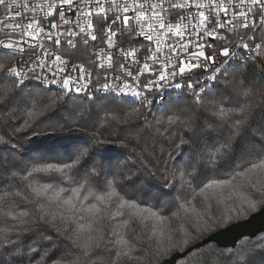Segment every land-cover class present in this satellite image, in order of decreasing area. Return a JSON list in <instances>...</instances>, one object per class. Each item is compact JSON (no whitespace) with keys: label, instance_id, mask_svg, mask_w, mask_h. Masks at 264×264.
I'll use <instances>...</instances> for the list:
<instances>
[{"label":"snow or ice","instance_id":"snow-or-ice-1","mask_svg":"<svg viewBox=\"0 0 264 264\" xmlns=\"http://www.w3.org/2000/svg\"><path fill=\"white\" fill-rule=\"evenodd\" d=\"M0 6L11 11L6 0H0ZM22 7L24 12L0 20V33L5 37L0 38V106L4 111L14 110L21 104L30 105L32 111L27 115L35 120L45 112L55 111L66 94L87 92L88 84L82 81L89 79L92 73L81 65H73L72 70L80 73L73 77L67 71L68 62L63 55L46 49L40 42L51 41L54 46H60L62 36L68 38L65 44L69 48L82 43L86 52L98 49L91 53L95 57L92 62L104 72L100 74L102 80L97 83L96 92L104 93V99L108 98L107 94L130 95L139 99L145 111L133 109L124 117L106 118L107 132H94L91 144L83 141L88 146L77 155L70 154L67 161L33 164L30 169L19 163L15 165L18 171L11 174L13 183L0 189V264H98L101 256L105 257L106 264H114V257L131 259L138 243L136 236L127 235L130 225L145 232L150 241L146 250L155 248L153 257L163 264L173 251H181L206 234L233 224L242 227L239 222L255 218L256 213L264 216V127L259 129V139L251 142L252 148L242 157L243 163L230 179H208L205 167L197 166L194 158L187 163L186 170L179 171L177 179L178 168L174 165L169 169L167 163L161 161L163 167L157 171L162 173L164 187L178 183L192 194L191 199L185 197L180 208L186 217L195 214L197 223L193 231L184 229L179 240L175 232L165 226L166 217L159 211L142 207L136 199L127 197L125 181L132 177L113 174L103 158L95 163L96 153L89 150L92 145L114 143L112 130L117 125H127L131 119L143 116V125H151L148 114L154 102H162L161 110L167 109L170 114L165 120L157 121L163 131L155 128L156 134L164 136L169 129L183 128L193 135L188 139L178 136L175 147L189 140L195 142L196 116L193 113L207 111L229 128V134L209 158L207 167L215 168L220 161L233 162V145L238 138L243 140L251 134L250 121L257 115V108L264 122V0H181L179 3L132 0L131 4L128 0H40ZM193 7L194 13L181 14V10ZM70 8L72 18H66ZM36 12L40 15L36 16ZM21 16L25 22H14ZM63 25H71V28L61 32ZM238 26L246 31L238 33ZM137 31L148 41H154V47L147 48L142 57L137 56L135 49L124 47L123 38L130 41ZM227 33L233 36L229 38ZM77 36L80 40L74 42L71 38ZM205 37L212 42L201 43ZM229 43L232 48L225 46ZM114 48L124 61L131 58L139 66L135 75L124 62L114 65L113 56L107 51ZM161 53L167 58H162ZM249 63L262 70L256 81L228 76L234 67L246 68ZM37 68L41 70L39 73ZM109 70L121 71L112 77L111 84L107 82ZM145 73L152 78L146 77L142 83L139 77ZM41 86L47 89L55 86L62 91L52 97L50 91L46 92ZM169 88L180 90V96L175 100L165 97L163 93ZM225 97H229L227 105ZM257 97L260 103H256ZM84 115L82 112L81 116ZM9 118H15L12 112ZM6 123L0 122V128ZM82 126L86 127L87 123ZM28 127L31 124L26 122L19 131ZM0 143L7 144L8 140L0 135ZM132 151L145 170L156 176L157 171L144 163L147 150L136 152L133 148ZM167 155L169 159L176 158L175 153ZM41 179L48 182L41 183ZM197 197L203 212L194 203ZM213 206L215 211L209 214ZM180 215V212L173 213L177 218ZM53 232L55 237L51 235ZM53 240L63 241V244L48 243ZM244 246L248 253L259 252L264 259V236L249 240ZM246 264H255V261L247 259Z\"/></svg>","mask_w":264,"mask_h":264},{"label":"trees","instance_id":"trees-1","mask_svg":"<svg viewBox=\"0 0 264 264\" xmlns=\"http://www.w3.org/2000/svg\"><path fill=\"white\" fill-rule=\"evenodd\" d=\"M260 74L259 67L253 68L252 65H248L246 68L234 67L228 76H243L246 80L256 81ZM50 93L52 97L57 95V92ZM212 95L215 96V93H212ZM25 96H27V93H25ZM70 97L65 95L63 97L64 102L55 111L45 112L35 120L27 115V112L32 111L30 105L24 106L21 104L14 110L9 109L8 111H4L3 106H0V122H7L3 128H0V135L8 140L7 144L0 143V189L13 183L11 174L18 171L15 167L17 163L30 169L33 164L67 161L70 154L77 155L80 150L88 146L82 143L83 141H88L91 144L94 132H107V128L104 126L106 118L110 119L112 115L124 117L133 109H139L141 112L145 111L131 102L118 101L109 97L95 101L84 97ZM224 100L225 105H227L229 97H225ZM256 103H260L259 97H257ZM9 112H12V115L15 116L14 119L9 118ZM82 112L85 114L83 117L81 116ZM256 112L257 115L250 121L251 134L243 140L238 138L237 143L233 145L232 155L235 158L234 161L231 163L220 161L215 168L207 167L209 158L220 148L224 138L229 134V128L222 126L207 111L201 112V110L193 113L196 116L195 142L189 140L188 143L181 145L179 148L175 147L177 137L183 136L188 139L193 134L183 128L175 131L169 129V133L164 136L156 134L155 128H160L163 131V126L158 124L157 121L165 120L167 115L170 114L165 109L156 115L148 114L152 122L149 126L143 125V116H140L139 119H131L127 125H117L111 132L114 143L92 145L89 150L96 153L93 158L95 163H100L101 158H103L106 166L110 164L113 174H118L120 177L125 174L131 176L132 180L125 181L127 197L136 199L142 207H151L159 211L161 215L166 217L165 226L174 231L177 240H179L184 229L193 231L194 225L197 223L195 214L186 217L180 208V205L185 203V197L191 199L192 194L179 187L178 183H174L171 187H164L165 181L162 178V173L157 171L163 167L161 161L167 163L169 169L173 168L174 165L178 168L176 172L177 179L179 178V171L186 170L187 163L193 158V162L197 163V166L205 167L208 172V179H230L239 170V164L243 163L242 157L246 156L252 148L251 142L259 139V129L264 127V122L261 121L259 115L260 109L257 108ZM26 122L30 123L31 127L19 131V129L24 128ZM85 122L87 123L86 127L82 126ZM104 138L107 139L106 136ZM122 145H127V147ZM133 148L136 152L143 149L147 150L144 163L147 164L148 168L157 171L156 176L150 175L145 170L143 164L139 162L132 151ZM170 152L176 154L174 160L169 159L167 154ZM177 161H180V163L177 164ZM43 175L50 176L52 174ZM37 178L39 179V176ZM77 179H80V177H77ZM109 179H111V176H109ZM40 182L48 181L41 179ZM257 187H259V184H257ZM194 203L197 204L198 210L204 211L199 197ZM212 211H215V206L209 211V214ZM177 212L181 213L179 218L173 216V213ZM242 221L245 220L240 222ZM152 223L153 221L150 219L149 225ZM133 228H135V231H133ZM221 230L223 229L206 234L201 240L190 242L181 251H173L164 261L176 253L188 250ZM126 232L129 237H137L138 248L134 249L131 259L124 256L114 257V264H160L153 257L155 248L146 250V244L150 241L145 232H142L135 225H130ZM51 235L55 237L56 233L53 232ZM261 236H264V234L255 239L245 238L238 243L235 249H221L213 243L208 244L191 252L184 259L179 260L178 264H246L247 259H253L255 264H264V259L261 258L259 252L255 254L248 253L247 248L244 246L249 240H258ZM155 239L153 238V240ZM48 243L62 245L63 241L53 240L48 241ZM57 250L61 249L57 248ZM98 264H106L104 256L98 258Z\"/></svg>","mask_w":264,"mask_h":264},{"label":"built area","instance_id":"built-area-1","mask_svg":"<svg viewBox=\"0 0 264 264\" xmlns=\"http://www.w3.org/2000/svg\"><path fill=\"white\" fill-rule=\"evenodd\" d=\"M40 0H16V3L13 4V0H6V5H11V11L8 12L6 10V8L4 6H0V20H4L6 18V16L12 15L13 13L16 12H24L25 9L22 7L23 4L25 3H31V4H36L39 3ZM122 2V0H121ZM175 2L179 3L181 2V0H175ZM238 2V0H237ZM128 3L131 4L132 0H128ZM16 5H21V7H17ZM67 7V6H66ZM145 7L147 8V4L145 5ZM167 7V5H166ZM72 9L70 8L69 11L66 14V18H72ZM196 11V9L193 7L190 10H181V14H189L194 13ZM61 12L63 13V9H61ZM36 16H39V12L35 13ZM129 15H134L132 13H129ZM189 19H191V16H189ZM14 22H25L24 21V17L21 16L20 18H18L16 21ZM185 23H188V20H185ZM193 23H195V21L193 20ZM0 28H2V25H0ZM66 28H71V25H63L59 31L63 32ZM221 32H224L223 29L220 30ZM246 30L239 27L237 28V32L240 34H243ZM227 35L229 36V38H231L233 36V33H227ZM119 36V34H118ZM0 38H5L3 36L2 33H0ZM187 38V36H186ZM25 39H27V37H25ZM66 39H68L67 37H61V45L60 46H54L52 44L51 41H45L42 40L40 41L42 44H44L46 49H49L51 51H56L58 54H62L64 59L67 60V71L70 72L72 74L73 77L79 76L80 73L78 71H73L72 70V66L73 65H81L83 66L88 72H91L92 75L89 79H87L86 81H82V83L86 82L88 84V90L87 92H83L80 94H73V93H68L66 94V96H71V97H84L87 98L91 101H95V100H99L104 98L105 94L101 93V92H96L95 88L97 83L102 80V75H100L101 73L104 72V70L99 69L95 66V64H93V60L95 59V57L93 55H91L92 52L97 51L98 49H89L87 52L85 51V46L82 43H77V47L76 48H69L66 46L65 41ZM71 39L74 40V42H78L80 40V37H72ZM126 40V43L124 44L125 48H130V49H135L137 51V56L138 57H142L146 54V49L147 48H153L154 47V41H148L147 39H145L143 36L140 35L139 31H137V34L133 37H131L130 41H127V38H123ZM173 40H176L177 38L172 37ZM205 41H208L209 43H211V38L205 37L204 40L200 41L201 43H204ZM90 43H96V42H91ZM119 46V45H118ZM220 46V43L217 42V47ZM229 48H232L233 45L231 43L225 45ZM106 47V46H105ZM166 47V45H165ZM108 52H110L113 56V62L114 65L119 63V62H124L129 68H131V70L133 71V74L135 75L136 69L137 67H139L138 65H136L135 63H133L131 61V58H129V60L124 61L123 58L120 56L119 52L114 48V49H108ZM205 51H208V49L206 48ZM161 57L162 58H167L164 53H161ZM36 57H34L35 59ZM98 62V61H97ZM176 61L173 60V63H175ZM106 63V61H105ZM248 65H252L251 63H249ZM247 65V66H248ZM53 70H55V66H53ZM261 70V69H260ZM41 70L39 68H37V72L39 73ZM195 71H199V69H196ZM262 71V70H261ZM47 74V73H46ZM108 83H113L112 77L121 74L120 70H116V71H112L109 70L108 71ZM152 78L150 76V74L145 73L144 75L140 76L139 79L140 81L143 83L145 81V78ZM129 83H132V79L129 77L128 78ZM32 83L34 84H38V81H33ZM211 84H209V89L211 88ZM43 88H45L46 92H60L62 91L61 89L53 86L51 89H47L46 86H41ZM109 98H113L115 100L118 101H126V102H131L139 107H141L140 101L139 99L133 98L130 95L129 96H123V95H116V94H107ZM163 95L165 97H170L172 100L177 99L180 96V90H174V89H167L164 91ZM161 103H157L154 102L153 105V109L152 112L149 113L150 115H156L157 113H159L161 110ZM142 108V107H141Z\"/></svg>","mask_w":264,"mask_h":264},{"label":"water","instance_id":"water-1","mask_svg":"<svg viewBox=\"0 0 264 264\" xmlns=\"http://www.w3.org/2000/svg\"><path fill=\"white\" fill-rule=\"evenodd\" d=\"M255 218H249L245 221L239 222L242 224V227H237L235 224L230 226V228L223 229L188 250L176 253L171 258L163 261V264H178V261L184 259L193 252V249H201L208 244H215L221 249H235L240 241L245 238L255 239L261 234H264V216H261L259 213L254 214ZM242 233H255V236L251 235H241ZM211 241V243H209ZM201 245H204L201 247Z\"/></svg>","mask_w":264,"mask_h":264}]
</instances>
